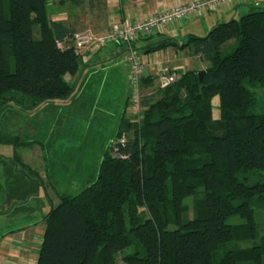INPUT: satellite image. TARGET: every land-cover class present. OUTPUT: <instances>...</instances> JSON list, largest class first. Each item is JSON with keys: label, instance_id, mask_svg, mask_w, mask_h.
Returning a JSON list of instances; mask_svg holds the SVG:
<instances>
[{"label": "trees", "instance_id": "1", "mask_svg": "<svg viewBox=\"0 0 264 264\" xmlns=\"http://www.w3.org/2000/svg\"><path fill=\"white\" fill-rule=\"evenodd\" d=\"M48 2L0 0L1 114L12 111L10 102L22 108L24 99L65 100L74 92L65 75L80 71L77 32L50 18ZM168 47L207 62L201 80L198 69L163 87H153L155 76L141 79L142 118L124 112L110 143L125 136L127 157L105 153L78 193H56L41 221L36 264H114L125 249L127 264H264V231L249 247L230 246L258 237L253 206L264 208V111L253 110L255 90L264 86V5L215 23L205 36L163 37L142 48L148 54ZM0 143L24 144L1 127ZM13 157L22 172L34 173L16 151ZM197 194L189 217L184 200ZM234 215L243 222L227 223Z\"/></svg>", "mask_w": 264, "mask_h": 264}, {"label": "crops", "instance_id": "2", "mask_svg": "<svg viewBox=\"0 0 264 264\" xmlns=\"http://www.w3.org/2000/svg\"><path fill=\"white\" fill-rule=\"evenodd\" d=\"M188 1L190 0H103L104 13L85 11L77 14L61 12L49 13V15L52 20L64 21L75 32L80 31V29L85 31V28H89V30L90 28H99V31L102 32L112 21L125 18H144L155 12L164 11ZM253 5H264V0H241L231 9L210 12L201 17L185 21L178 27L150 35L149 39L140 37L135 40L134 49L141 55L144 62H148L155 57L159 61V67L164 68L165 71L178 74V71H185L184 65L188 63L187 59L189 57H198L171 47L144 54L142 47L163 37L182 42L189 34L197 35L198 31L199 33H204L217 22L225 21L229 17L230 19L236 18L241 14L240 10L237 11L240 6L248 10ZM196 23L201 26L199 28L194 27ZM155 35L159 36V38L152 40ZM122 46L123 44L121 43L110 42L99 50L86 51L84 54L86 60H82L80 71L74 76L65 75V79L74 86V92L68 99L43 103H35L32 99H24L25 104L22 108H17V105L15 107L12 106V111L15 114L18 115L21 112L28 114L30 124L28 136L30 140L35 142L37 140V123H41L39 118L41 114L47 118H52L55 127H58L59 123H66V129L74 131L69 134L67 139L70 147L68 153L70 152V155L66 158L68 166L65 168H62V166L54 168L52 162L55 155L54 151L49 155V159L30 146H27V149L23 151H20L19 148L15 150L12 146L13 152L6 150V148L0 152V177L3 182L2 184L0 181V264H36L44 231L41 221L45 214L36 222L35 220L32 222H21L28 219L31 212L33 215L36 213V209L31 203L33 200L32 195L42 192L46 194V191L54 195L56 194L55 189L61 192L60 188L64 186L68 189L74 186L75 182L85 181L87 173L88 178L95 172L102 156L109 152L110 141L114 137L111 136L109 138L107 136L106 138H109V142L106 144L105 150L94 153V150L92 151L91 149L93 148L91 142L86 140L83 120L86 118V111L88 110V118L91 120L97 119L98 123L106 125L111 120V113H115L120 121L122 114L125 112L129 93H121L118 98L111 93H105L103 84L107 80V76L97 74L96 71V67L102 66V62H104L99 57L101 52H103L102 55H106L105 59H107L116 55ZM123 48H125L124 55L126 57V47L123 46ZM99 82H102V85ZM104 94L108 95L110 101H105V104H101V96ZM99 105H103L102 108L98 109ZM98 111H101L99 117L97 116ZM1 129L5 132L7 128L3 125ZM19 133L21 132L18 130H12L9 134L19 135ZM3 144H9L10 146V143ZM14 151L20 155L30 169H34L33 172L35 173L28 175L14 164ZM56 170L66 172L59 175ZM31 176H35L40 180L32 182ZM63 179L67 180L63 182ZM17 218H21V220L18 221Z\"/></svg>", "mask_w": 264, "mask_h": 264}, {"label": "rangeland", "instance_id": "3", "mask_svg": "<svg viewBox=\"0 0 264 264\" xmlns=\"http://www.w3.org/2000/svg\"><path fill=\"white\" fill-rule=\"evenodd\" d=\"M104 3H97L95 4V6L88 8L86 3H83L81 6H74L73 4H71L68 1H64L61 2L60 0H49L48 4H47V9H48V13H84L85 11H89V12H93V13H104L103 11H105V8L103 7ZM241 11L236 19L240 18V16L244 13L247 12V9H245L244 7L240 6L238 8L237 11ZM234 13V12H233ZM229 18L225 19V21L229 20ZM224 21V20H223ZM196 26V28H199L201 25L200 24H194V27ZM84 29H80V31ZM91 31V33H94V35H100L103 34L104 31L100 32L99 28H85V31ZM210 30V29H209ZM208 30V31H209ZM94 31V32H93ZM204 33H197V36H205L207 34V32ZM33 34L34 37H38V31H37V26L34 25L33 27ZM159 38V36L155 35L153 37L152 40H157ZM125 47V45H123ZM123 46L121 47V49H119V52L111 57L106 58V55L101 52V54H99V57L101 58L102 61V66H98L96 67V71L97 74L100 75H105L107 76V80L104 82V92L105 93H111L112 95L116 96V98H118V96L121 93H129L131 90V82H130V73H129V68H128V64L127 61L124 59L125 58V51L123 48ZM101 48V47H100ZM98 48V50L100 49ZM94 46L91 45L88 48H86L83 51V54L86 53V51H92L94 50ZM222 53L225 54L227 52L230 51V49L228 48V44L226 46H222L221 48ZM139 54V53H138ZM105 59V60H104ZM188 63H186V65H184V70L187 69H198V70H202L206 65H208L207 62H204L202 60H200L199 58H195L193 56L189 57L187 59ZM144 62V61H143ZM146 65L148 62H144ZM159 71V66L158 65H153V67L150 69H148L147 75H152L155 76L156 79L154 81V86L153 87H157L160 85V78L159 75L160 73H158ZM162 71L164 73H167L168 71H165L164 68H162ZM182 71H178V73H180ZM100 85H102V82H99ZM130 96V93H129ZM255 96H256V106L253 109L254 112H262L264 111V86L261 88H258L255 90ZM105 101H110L108 98L107 94H104L101 96V104H105ZM17 103L15 102H10L9 104H7V106L9 107H15ZM211 104H212V116L213 118H218L219 117V111H218V96L215 95L212 97L211 99ZM7 106H4V108H7ZM103 105H99L98 109L102 108ZM129 106V97H128V103L126 106V110ZM8 107V108H9ZM12 107V108H13ZM17 108H21V106L19 107L18 105L16 106ZM3 109V108H1ZM22 111V109H20ZM125 110V114L126 116H128V114L126 113ZM25 111V110H24ZM101 111H98L97 116L99 117ZM21 112L18 115L15 114L13 111H8L7 113H2L0 111V126L1 128L3 127V125L6 126L7 129H5L6 133H10V131L12 130H18L20 137L23 139V145H18L17 147L14 146V143H10L9 144H1L0 143V152L3 151L4 148H6V150H9L11 152L12 151V146L14 147L15 150H17L18 148L20 149V151H23L25 149H27V146L30 147H34L35 149H37L39 151V153H42L43 156L46 158L48 157L49 159V155L54 151V159H52L53 161V166L54 168L56 167H61L62 168L68 166V161H66V158L70 155L69 151V142H68V137L69 134H71L73 131H71L70 129H66V123L65 124H60L58 125V127H55V125L53 124L52 118H47L46 116L42 115L39 117L41 119V123H37V140L36 142L34 140H30V137L28 136V127H29V116L27 113ZM54 113V112H53ZM86 118H84V122L85 123V136H86V140L90 141L93 148L92 151L94 150V153L97 152H101L102 150L104 151L106 148V144H108L109 142V138H111V136L115 137V133H116V129L117 126L119 124V119L117 118V115L115 113H111V120L109 121V123H107L106 125H101L102 123H98L97 119H93L91 120L90 118H88V110L86 111ZM47 118V119H46ZM115 121V122H114ZM11 129V130H9ZM52 134V135H51ZM13 135V134H11ZM18 135V136H19ZM76 135V132H75ZM109 136V138L107 139L106 137ZM75 137V136H74ZM41 138V139H39ZM29 140V141H28ZM114 140V138H111V141ZM110 141V143H111ZM28 144V145H27ZM87 151V149H86ZM49 162V163H52ZM48 163V160H47ZM34 171V169H33ZM57 173H59V175H61V173H65L66 171L62 170H56ZM35 173V172H34ZM31 175V174H29ZM88 173L86 175L85 178H87ZM68 178V177H67ZM30 179L32 180V182H36L39 181L37 177H33L31 176ZM67 179H63L62 181L64 182ZM0 181L2 182V179L0 177ZM86 183V181L82 180V182H75L74 186L69 187L68 189L64 186L63 188H60L61 192L58 189H55L56 193L60 192V193H68L71 195H74L76 193H78L80 191V189L82 188V186ZM3 184V182H2ZM59 193V194H60ZM33 196V200H32V205H34L35 209H36V213L33 215L32 212L30 213V217L28 219L22 220V223L25 222H32L35 220V222L37 220H39L44 214H46L48 212V210L55 205L58 202V197L56 194L51 195L48 191H46V194L44 192L40 193V194H35L32 195ZM201 195L197 194V195H191L187 198H185L184 200V204L187 206L188 208V216L192 217L195 213V201L200 198ZM254 208V219L257 225V233H258V237L256 239H252V240H246V241H240V242H231L230 246H237V247H249L251 245H253L254 243L259 242V236H261L263 234L264 231V208L260 207V206H253ZM19 217V216H18ZM17 220H21V218H17ZM227 223L229 224H239L243 222V219H241L239 216L234 215L229 217L226 220ZM128 252V249H125L123 251H120L117 253L116 255V259L114 264H127L125 262L122 261V256L125 255ZM130 252V251H129ZM220 254L222 253V250L218 251ZM242 264H249L247 262H244Z\"/></svg>", "mask_w": 264, "mask_h": 264}, {"label": "built area", "instance_id": "4", "mask_svg": "<svg viewBox=\"0 0 264 264\" xmlns=\"http://www.w3.org/2000/svg\"><path fill=\"white\" fill-rule=\"evenodd\" d=\"M241 0H190L185 3L177 4L167 10L155 12L144 18H135L112 21L104 30L103 34L94 35L91 31H79L74 34V48L77 55L82 60H86L83 51L93 45L94 50L113 42H121L128 47L125 60L127 61L131 90L129 96V106L126 110L128 117L132 121L139 122L142 118V98L144 92L141 87V79L147 76L148 69L153 65H159V61L154 57L150 59L147 65L143 62L140 54L131 48L132 41L148 35L165 31L180 26L183 22L201 17L210 12H219L233 8ZM61 46V43H57ZM161 87L176 80L178 74L175 72L164 73L159 67ZM147 94V93H146ZM126 142V137L121 136L111 145L112 151L119 155V158L127 157V154L121 152Z\"/></svg>", "mask_w": 264, "mask_h": 264}, {"label": "water", "instance_id": "5", "mask_svg": "<svg viewBox=\"0 0 264 264\" xmlns=\"http://www.w3.org/2000/svg\"><path fill=\"white\" fill-rule=\"evenodd\" d=\"M202 74H203V71L202 70H200L199 72H198V77H199V80H201V78H202ZM109 152H110V154L114 157V158H116V159H118L119 158V155L118 154H116L114 151H112V149L110 148V150H109Z\"/></svg>", "mask_w": 264, "mask_h": 264}]
</instances>
